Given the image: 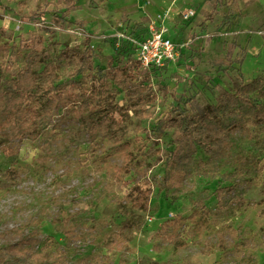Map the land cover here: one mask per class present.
<instances>
[{
  "label": "rangeland",
  "instance_id": "obj_1",
  "mask_svg": "<svg viewBox=\"0 0 264 264\" xmlns=\"http://www.w3.org/2000/svg\"><path fill=\"white\" fill-rule=\"evenodd\" d=\"M151 25L179 49L154 71L133 42ZM0 46L1 90L27 67L46 94L105 83L116 120L108 133L61 104L27 128L0 112V248L34 264H264V122L227 103L264 104L242 91L264 78V0H0ZM88 48L76 74L69 52ZM117 67L134 78L109 80ZM206 110L218 122L197 125Z\"/></svg>",
  "mask_w": 264,
  "mask_h": 264
},
{
  "label": "trees",
  "instance_id": "obj_2",
  "mask_svg": "<svg viewBox=\"0 0 264 264\" xmlns=\"http://www.w3.org/2000/svg\"><path fill=\"white\" fill-rule=\"evenodd\" d=\"M39 43L33 40L32 46ZM31 47L26 44L24 48ZM4 50V46H0V51ZM70 63L74 67L76 74L83 73L92 63V50L82 53H76L70 50ZM3 65L0 64V77ZM134 78L132 72L125 68H115L109 74V80L120 82ZM40 81L39 76L33 68L27 67L25 70L13 75L9 82V90L0 89V112L8 115L9 120L23 118V123L27 128H35L36 123L41 119L44 113L58 107L61 104L70 105L74 112L78 115L91 114L94 122L99 128L106 129L109 133L110 127L116 124L115 116L107 105L106 94L109 91L108 84L101 83L97 88H89L85 82L72 81L68 88L56 90L53 94L41 92L38 87ZM251 90V92L259 90L264 92V78H259L252 83L245 84L242 91ZM240 102V111L246 110L251 115V120L256 123L264 122V104L258 105L251 101V98L242 93L236 92L229 96L227 103ZM40 103V104H39ZM213 111V110H212ZM241 114H239L240 116ZM194 119L198 121L197 125H212L218 122V117L212 115L211 110H206L202 114H198ZM195 122L189 125L195 126ZM246 121L238 118L236 121L229 123L228 129L243 128ZM111 133V132H110ZM113 133V132H112ZM185 141L179 143L172 153L171 162L172 170L165 179V185L175 187L179 185L184 177L185 172L181 168V164L185 160ZM224 190H219V196H222ZM0 264H34L29 257L21 250L12 252L8 248H0Z\"/></svg>",
  "mask_w": 264,
  "mask_h": 264
},
{
  "label": "built area",
  "instance_id": "obj_3",
  "mask_svg": "<svg viewBox=\"0 0 264 264\" xmlns=\"http://www.w3.org/2000/svg\"><path fill=\"white\" fill-rule=\"evenodd\" d=\"M194 16L193 10L185 12L184 17L190 19ZM149 36L140 41L133 40L137 44V57L141 67L154 71L168 67L179 56L177 44L169 37L165 28L149 27Z\"/></svg>",
  "mask_w": 264,
  "mask_h": 264
}]
</instances>
